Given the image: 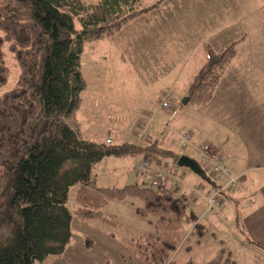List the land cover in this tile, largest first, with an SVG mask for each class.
<instances>
[{"label":"trees","instance_id":"16d2710c","mask_svg":"<svg viewBox=\"0 0 264 264\" xmlns=\"http://www.w3.org/2000/svg\"><path fill=\"white\" fill-rule=\"evenodd\" d=\"M153 6L142 0H0V84L9 72L4 43L19 67L15 86L0 95V264H37L61 254L72 217H101L105 204L125 198L133 205L132 199H139L136 213L152 224V231L135 242L147 264H195L171 258L184 223L192 222L196 241L207 230L188 211L184 196L150 183L98 186L93 166L105 156L139 152L165 155L194 169L197 162L152 144L83 137L77 118L87 87L81 63L85 42L115 34ZM204 45L205 60L186 89L187 103L197 106L212 98L236 53L235 40L218 49ZM75 184L79 206L71 211L66 202ZM230 255L220 247L206 264H235Z\"/></svg>","mask_w":264,"mask_h":264},{"label":"rangeland","instance_id":"374dc122","mask_svg":"<svg viewBox=\"0 0 264 264\" xmlns=\"http://www.w3.org/2000/svg\"><path fill=\"white\" fill-rule=\"evenodd\" d=\"M82 1L93 3L97 0ZM153 3L155 6L123 24L115 34L85 42L81 63L87 87L77 114L81 134L100 141L109 133L111 139L112 135L115 139L111 143L127 140L173 151L181 146L180 140H177L180 134L188 133L193 142L192 133L197 128V132L202 129V134L195 139L194 145H208L207 142H199L207 139L209 132L207 115L199 113L201 106L187 103V108H183L182 103L176 101L174 107L171 105L170 109L163 110L159 104V97L167 92L166 88L178 85L175 63L180 59L173 52L187 49L186 52L193 55L201 53L204 55L203 63L205 43L214 48L245 35L246 44L237 45V57L247 56L249 60L256 57L252 63L264 61V0H142V5ZM257 45L260 48L256 50ZM4 52L9 72L6 82L0 84V95L15 86L19 74L17 61L7 48V43H4ZM243 63L244 59L240 65ZM256 65L250 66L251 73L256 72L257 68L264 69V66ZM100 83L104 85L99 95L97 87ZM89 101L92 104L89 105ZM94 106L101 109L100 114L91 112L95 111ZM140 122L146 126L136 129ZM152 127H156L153 131L157 138L166 134V140L161 145L148 140V134L138 138L135 133V130L138 134L143 130L148 133ZM173 131L178 132V136ZM144 158L171 168V163L175 161L165 155L147 152L105 156L93 166L95 183L98 186L120 187L140 180V175L146 170L139 171L136 167ZM196 158L199 159V156ZM234 176L239 181L237 187L243 176ZM168 184L169 181L164 188ZM250 187L253 184H249L245 190ZM76 191V184L68 190L66 205L71 211L79 206ZM132 201L134 205L130 198L109 201L101 208V217H72L71 236L62 253L49 255L37 264H147L136 250L135 242L142 233L152 231L153 227L148 218L135 211L134 206L141 204V201ZM220 201L219 207L222 208ZM187 209L196 214L197 220L207 230L196 241L190 235L192 222L184 223L182 238L171 256L174 262L190 260L195 264H206L220 247H227L235 264H264V249L248 240L235 213L231 216L225 210L218 212V215L212 210L205 213L200 198L195 203L188 199Z\"/></svg>","mask_w":264,"mask_h":264},{"label":"crops","instance_id":"0c3cea01","mask_svg":"<svg viewBox=\"0 0 264 264\" xmlns=\"http://www.w3.org/2000/svg\"><path fill=\"white\" fill-rule=\"evenodd\" d=\"M234 40L236 41L234 57L220 77L212 98L206 104L200 105L202 109L199 110V113H204L208 117L209 132L206 136L207 139L199 142H207L214 148L220 154L222 163L226 165L232 175L241 174L243 176L239 186L224 188L220 198L222 204L220 209L221 211H228L229 216L235 213L243 230L248 235V240L264 247V69L257 68L256 72H250L251 65L264 66V61L252 63L253 58L256 57H252L251 60L246 59L247 56L237 57L238 46L246 44V36L243 35ZM228 41L215 46L214 49L224 46ZM259 48L260 45H257L255 49ZM181 50L179 53L173 52L176 58L180 59L175 63V78L178 85L180 83V87L177 85L174 88H168V86L166 88L167 92L162 94V96L169 95L171 98L170 107L167 109H170L171 105L174 107L176 101L182 103V99L186 96L187 86L201 66L204 57L201 53L200 55H193L191 52L187 53V49L185 51L184 49ZM257 57L260 58V56ZM243 59L244 63L241 66L240 62ZM100 80L102 81L103 78L100 77ZM103 85V83L98 85V93ZM100 99L99 97V101ZM88 103L89 105L92 104L90 101ZM93 105H96V103H93ZM182 105L183 108H187V103H182ZM94 108L95 111L91 110V112L101 113L99 107L94 106ZM145 126L146 124L140 122L136 125V129ZM155 129L156 127H152L148 133L145 132L148 134V140L159 142L158 144L161 145L166 140V134H162L157 138L156 132L153 131ZM196 130L197 128H194V133L190 131L193 142L202 134V129H199L198 132ZM135 133L137 134V130H135ZM195 133L197 134L195 135ZM174 134L178 136V132H174ZM109 135L107 133L103 140ZM112 139L115 140L113 135ZM173 151L194 159L198 164L196 169L179 165L175 161L171 163L173 168L168 166L172 169L170 170L172 178L165 190L184 196L186 204L188 199L193 203L198 200L190 191L189 186L195 185L201 190L209 191L224 184L225 178L216 176L211 172L204 163L203 155L199 149L192 146L190 149H182L178 146V149ZM196 156H199L200 160ZM150 174V171L143 173L140 175V180L136 182L144 183V181H147L149 183ZM249 184H253V187L245 190ZM242 192L244 193L242 194ZM204 206V212L206 213L205 203Z\"/></svg>","mask_w":264,"mask_h":264},{"label":"built area","instance_id":"2783aa9c","mask_svg":"<svg viewBox=\"0 0 264 264\" xmlns=\"http://www.w3.org/2000/svg\"><path fill=\"white\" fill-rule=\"evenodd\" d=\"M160 105L163 108H167L170 106V98L168 95L163 96V98L160 101ZM143 133L138 134L140 138H144L146 132L143 130ZM180 141H181V147H187V146H194L191 141L188 133H182L180 134ZM111 137L108 136L105 139L106 143H111ZM199 149V151L202 153L205 163H207L210 166L211 171L214 174L224 176L226 178L225 185L223 187H234L236 186L239 181L238 178L234 175H231L228 168L222 163L220 155L213 149L210 148V145L204 144L199 145L196 147ZM137 170L143 171V170H150L151 172V178L150 183L153 187H156L158 189H163L167 183V181L170 178L169 169L165 165H153L151 161L145 159L143 160L138 166ZM223 187L216 188L212 190L211 192L202 193L199 191L198 188H193V194L195 196H202L203 199L206 202L207 210H212L215 214H218L220 207H219V195L221 193V190Z\"/></svg>","mask_w":264,"mask_h":264},{"label":"water","instance_id":"95a60500","mask_svg":"<svg viewBox=\"0 0 264 264\" xmlns=\"http://www.w3.org/2000/svg\"><path fill=\"white\" fill-rule=\"evenodd\" d=\"M187 101H188V96H185V97L182 99V103L185 104V103H187ZM179 159L182 160V161H186V159H185L183 156H180ZM188 163H190V162H188ZM180 165H182V164H180Z\"/></svg>","mask_w":264,"mask_h":264}]
</instances>
